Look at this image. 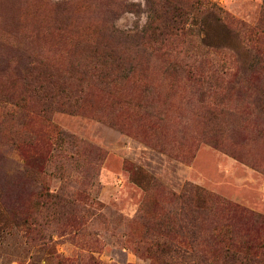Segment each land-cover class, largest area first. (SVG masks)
Returning <instances> with one entry per match:
<instances>
[{
	"label": "rangeland",
	"instance_id": "rangeland-1",
	"mask_svg": "<svg viewBox=\"0 0 264 264\" xmlns=\"http://www.w3.org/2000/svg\"><path fill=\"white\" fill-rule=\"evenodd\" d=\"M166 1L178 11L155 26L173 15L184 35L151 42L136 36L163 12L156 0H0V264H160L156 225L186 184L204 206L264 218V174L215 148L264 164V74L252 75L264 71V0ZM96 42L134 67L120 82L132 104L114 110L91 88ZM80 86L81 107H68L63 90L74 103ZM57 133L72 160L46 161ZM33 149L43 158L25 161ZM130 170L154 179L148 201Z\"/></svg>",
	"mask_w": 264,
	"mask_h": 264
},
{
	"label": "trees",
	"instance_id": "trees-1",
	"mask_svg": "<svg viewBox=\"0 0 264 264\" xmlns=\"http://www.w3.org/2000/svg\"><path fill=\"white\" fill-rule=\"evenodd\" d=\"M156 1L163 3V12L160 13L161 10L157 9L158 20L153 18L148 23L146 31L136 37L140 40H146L148 37L151 42H154L158 37H160V41L164 39L167 41L170 36L175 34L176 36L184 35V27H180V22H177L173 15L164 21L161 20L160 26H155L159 25L157 22L162 16L165 17L171 13L169 11L173 13L178 11L176 6L171 8L166 0ZM101 45L104 47L102 51H99L98 47ZM94 47L96 48L95 51L87 52L92 63L90 71L85 73V76L92 77L91 88L97 86L114 110L132 104L131 95L127 92L125 95L123 94L120 82L130 80L135 70L134 67L130 65L128 60H122L120 56L115 58L117 53L112 46L96 42ZM97 67L99 68L97 69ZM183 72L187 79L188 77L195 81L198 79L192 69H186ZM259 73L264 74V71H256L252 75ZM84 91L85 89L80 86L77 92L79 99L72 103L69 100L70 93L65 88L63 93L66 92V94L61 99H67L62 102L68 107L79 108ZM46 97L52 99L51 93ZM116 125L126 129L130 134L138 133L136 130L138 128H133V123L117 122ZM56 138L59 146L54 147L52 144L51 148L50 146L46 147V161L49 157L66 161L72 160V156L66 151L67 141H65L64 135L57 133ZM151 141L152 138H146L148 144ZM228 145L226 147L222 144L215 146V148L236 161L246 162V164L260 169V172L264 174V164L258 166L254 162L247 161L251 159L249 151H245L237 145ZM23 157L25 161L36 162L43 158V154L33 149ZM137 172L130 170L131 180L144 190L148 201L149 191L152 190L155 181L146 176H143V180H137L136 176L142 175V173ZM199 191L192 185L186 184L179 194L171 193L172 207L165 210L167 215H164L161 223L156 225L158 231L163 230L160 237L163 236L164 241L155 244L156 249L152 255L155 257L159 255L160 259H165L160 264H168V262L176 259H179L180 264H261L263 262L261 260L264 258V218L227 201L213 199V203L204 206ZM145 206L146 203H142L140 211L143 212Z\"/></svg>",
	"mask_w": 264,
	"mask_h": 264
},
{
	"label": "bare ground",
	"instance_id": "bare-ground-1",
	"mask_svg": "<svg viewBox=\"0 0 264 264\" xmlns=\"http://www.w3.org/2000/svg\"><path fill=\"white\" fill-rule=\"evenodd\" d=\"M26 7H27V6H26ZM21 9H22V10L24 9L23 12H22V10H21V12H22L23 14H24V12L27 11V10L25 9V7H22ZM27 9L29 10V11H27V12H30V9H29V8H27ZM25 10H26V11H25ZM19 11H20V9H19ZM27 12H26V14H27ZM36 12H37V11H36ZM18 13H19V12H17V14H18ZM31 13H32V12H31ZM17 16H18V15H17ZM24 16H25V15H24ZM24 16H23V17H24ZM21 17H22V16H21ZM16 18H17V17H16ZM17 19H18V18H17ZM25 19H26V16H25ZM21 20H22V19H21ZM18 21H19V19H18V20H15V22H17V23H18ZM23 22H24V20H22V23H23ZM17 23H16V24H17ZM22 23H21V25H24V24H22Z\"/></svg>",
	"mask_w": 264,
	"mask_h": 264
},
{
	"label": "crops",
	"instance_id": "crops-1",
	"mask_svg": "<svg viewBox=\"0 0 264 264\" xmlns=\"http://www.w3.org/2000/svg\"><path fill=\"white\" fill-rule=\"evenodd\" d=\"M253 208H256V207H254V206H252Z\"/></svg>",
	"mask_w": 264,
	"mask_h": 264
}]
</instances>
